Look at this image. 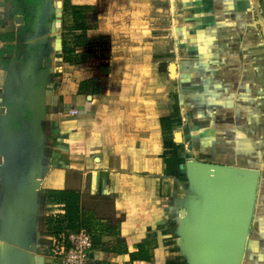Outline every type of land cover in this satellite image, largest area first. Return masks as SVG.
I'll list each match as a JSON object with an SVG mask.
<instances>
[{
  "label": "crops",
  "instance_id": "1",
  "mask_svg": "<svg viewBox=\"0 0 264 264\" xmlns=\"http://www.w3.org/2000/svg\"><path fill=\"white\" fill-rule=\"evenodd\" d=\"M140 1L138 13L134 0H0L8 47L2 160L28 121L42 149L36 231L52 218L43 210L51 198L77 193L94 264H183L174 260L183 224L200 218L194 179L208 171L195 163L260 171L241 264H264V37L249 31L256 19L245 23V0ZM151 11L173 23H151ZM156 29L172 32L171 41ZM121 32L105 50L91 46L95 34ZM78 34H86L80 44ZM64 43L76 50L64 55ZM0 173L3 208V166ZM239 177L226 173L222 195L238 183L220 201L236 223L251 201L252 179ZM36 244L34 264H54ZM8 249L0 237V264H9Z\"/></svg>",
  "mask_w": 264,
  "mask_h": 264
},
{
  "label": "water",
  "instance_id": "2",
  "mask_svg": "<svg viewBox=\"0 0 264 264\" xmlns=\"http://www.w3.org/2000/svg\"><path fill=\"white\" fill-rule=\"evenodd\" d=\"M257 19L252 21L251 25L257 27L260 25L261 33L264 37V18L260 10L256 7ZM23 130L14 137V142L6 148L2 156L0 155V165L4 168L3 189L5 190V199L2 200L3 208L0 205V237L6 241L8 250L5 255L10 259L9 264H34L33 253L37 250V244L34 241V233L37 229L35 197L40 187V181L37 178L39 159L42 156V149L32 126L26 120L23 121ZM195 166L199 169H216L217 174L213 181L212 194L209 203L198 213L200 218L208 219L206 226L213 228V219L221 220L220 234L224 233L225 219L227 215L234 214V208L231 204L221 207L222 196L229 200L233 196L232 186L236 187L238 181L228 184L230 186L223 195L221 193L224 185L226 173H239L240 179L248 180L251 184V201L249 207L241 208V224L238 225L241 231L240 244L233 264H241L247 237L252 224L253 211L258 193L260 171L231 168L217 164H207L196 162ZM226 184V183H225ZM240 209V208H239ZM181 214L184 215L182 209ZM209 218H208V217ZM227 234V233H226Z\"/></svg>",
  "mask_w": 264,
  "mask_h": 264
},
{
  "label": "rangeland",
  "instance_id": "3",
  "mask_svg": "<svg viewBox=\"0 0 264 264\" xmlns=\"http://www.w3.org/2000/svg\"><path fill=\"white\" fill-rule=\"evenodd\" d=\"M141 1L140 0H134V11L140 13L138 9H140ZM124 2L122 1L121 5L123 6ZM130 5V2L128 1V5ZM157 5L156 1H150V8L155 9ZM245 8H246V14H245V23L251 22L252 19H257V10L256 7L260 10V13L262 17L264 18V0H245ZM130 7V6H129ZM117 11H123V8H119ZM157 11H151L150 13V22H164V23H173V21H170V17H168V14L164 11L163 13L160 12L161 18L158 20V12ZM124 18V17H123ZM163 18V19H162ZM19 20V19H18ZM134 23H139L141 21L139 16L134 17ZM158 20V21H157ZM260 28V29H259ZM258 30V31H257ZM254 31V29H249L250 32H260L261 27L258 25V29ZM159 31V32H158ZM172 32H163L162 29H156L151 33L153 36H168V38L162 39V40H170L169 34ZM119 35L118 38H113L111 34L108 33H100L95 34L96 36H92V45L94 44L97 46L96 49L101 48L105 50L108 45L112 43V41L116 40L118 41L121 36L124 35L123 32L116 33ZM177 35V33H176ZM115 36V35H114ZM94 39L98 40V42H94ZM113 39V40H112ZM118 39V40H117ZM112 40V41H111ZM161 40V41H162ZM83 44V42L81 43ZM87 44V43H86ZM94 47V46H93ZM213 167H211L208 171H202L197 172L196 177L194 179L193 188H192V201H191V207L194 209V211H199L201 209H204L206 205L210 201V197L212 194V186L214 183L213 179L217 174L216 169L212 170ZM209 173V174H208ZM1 187L0 186V198H1ZM249 187V184H248ZM53 204V205H52ZM49 204L48 208L43 207V210L45 212H48L49 215L53 212H56V203ZM48 205V204H47ZM53 207V210H52ZM47 210V211H46ZM194 212V213H195ZM52 215V214H51ZM195 215V214H194ZM241 217L242 214L240 213ZM47 217V216H46ZM49 221V219H48ZM205 219L194 217V220L188 224L185 223L183 226L186 227L184 235L178 242V250L176 255H174V260H180L183 264H233L235 261L236 253L239 248L240 244V237H241V231L238 227V225L241 224L240 220L236 223L232 220L231 216L226 217L225 223H229L225 225V231L224 233L220 234V225L221 220L218 218L213 219V228L210 229L208 227H205ZM49 222L46 221L43 225H41V228L36 231V235L34 238L35 242H39L40 245V258L47 257L49 259L54 258L55 262L54 264H60L59 260H56L55 257H58L55 253L48 254L47 249L51 246L52 240H51V234L48 232L50 230ZM227 233V234H226Z\"/></svg>",
  "mask_w": 264,
  "mask_h": 264
},
{
  "label": "built area",
  "instance_id": "4",
  "mask_svg": "<svg viewBox=\"0 0 264 264\" xmlns=\"http://www.w3.org/2000/svg\"><path fill=\"white\" fill-rule=\"evenodd\" d=\"M5 45L6 41L2 38V31L0 26V66L3 56L2 51L5 48ZM0 91H2L1 87ZM72 112H76V110H72ZM1 184L0 173V186ZM50 202L51 204L56 203V206L61 203V201H59L57 197L51 198ZM61 213L59 211H56L52 214V216H50V214L49 217L55 218ZM51 236L52 243L51 246L47 249V253H55L56 255H58V257H55V259L59 260L60 264H94L92 258L93 238L92 234L87 230L63 229L57 235Z\"/></svg>",
  "mask_w": 264,
  "mask_h": 264
},
{
  "label": "trees",
  "instance_id": "5",
  "mask_svg": "<svg viewBox=\"0 0 264 264\" xmlns=\"http://www.w3.org/2000/svg\"><path fill=\"white\" fill-rule=\"evenodd\" d=\"M79 28H84V25L79 24ZM86 34H78L76 36L79 44L80 40L82 38H85ZM3 38V37H2ZM4 39V38H3ZM8 50L7 43L5 45V48L2 51V54L6 53ZM76 49L75 47H68L66 43L63 44V53L64 55L70 54L71 52H74ZM57 198L59 201L63 203V212L58 215L55 218L49 219V225L50 226V234L51 235H57L59 232H61L63 229H73V230H79L80 226L78 224V217H79V195L73 191H64L61 194H58Z\"/></svg>",
  "mask_w": 264,
  "mask_h": 264
},
{
  "label": "bare ground",
  "instance_id": "6",
  "mask_svg": "<svg viewBox=\"0 0 264 264\" xmlns=\"http://www.w3.org/2000/svg\"><path fill=\"white\" fill-rule=\"evenodd\" d=\"M212 170H214V168H212Z\"/></svg>",
  "mask_w": 264,
  "mask_h": 264
}]
</instances>
